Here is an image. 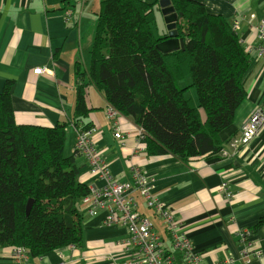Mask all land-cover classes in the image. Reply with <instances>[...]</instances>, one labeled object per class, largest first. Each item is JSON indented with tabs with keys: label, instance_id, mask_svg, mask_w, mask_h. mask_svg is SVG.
Listing matches in <instances>:
<instances>
[{
	"label": "crops",
	"instance_id": "0c3cea01",
	"mask_svg": "<svg viewBox=\"0 0 264 264\" xmlns=\"http://www.w3.org/2000/svg\"><path fill=\"white\" fill-rule=\"evenodd\" d=\"M101 1L0 0V91L6 81L13 82L11 102L17 124L52 126L73 119L74 64L79 62L85 69L89 66ZM193 1L230 22L239 19V36L251 56L244 81L246 98L232 123L219 134L221 151L187 163L169 155H145V150H139L141 141L130 118L121 127L122 138H113L106 115L108 105L93 86H89L87 97L92 110L84 121L101 128L96 148L118 181H133L134 169L154 178L152 194L167 206L175 225L173 232L184 234L202 263L216 264L232 256L233 264H264V221L250 231L264 216V125L247 145L235 143L242 125L264 101V56L256 57L255 46V26L264 17V0ZM156 12L162 16L158 9ZM39 67L49 70L34 74ZM74 141L75 128L70 124L65 155L72 154ZM75 162L79 182L90 188L101 186L89 174L84 156H76ZM223 182L232 193L229 201L219 191ZM138 201L139 211L151 217L161 244L170 249L174 235L169 234L165 219L145 208L141 197ZM78 208L83 215L80 245H68L40 257L28 256L25 261L17 260L9 247L2 248L0 264H117L107 256L119 253L116 243L124 240L125 229L119 224L106 225L103 212L88 216L81 201ZM244 230L249 231L245 237L241 235ZM256 251L261 252L259 258L254 256ZM182 254L173 250L175 264H184Z\"/></svg>",
	"mask_w": 264,
	"mask_h": 264
},
{
	"label": "trees",
	"instance_id": "16d2710c",
	"mask_svg": "<svg viewBox=\"0 0 264 264\" xmlns=\"http://www.w3.org/2000/svg\"><path fill=\"white\" fill-rule=\"evenodd\" d=\"M158 1L100 2L89 66L74 64L77 83L70 122L17 124L11 102L13 82L4 83L0 249L21 248L27 256L40 257L81 244L83 215L78 203L90 189L78 181L75 156L65 155L64 142L70 124L79 130L93 126L84 121L92 110L89 86L102 94L109 107L144 130L147 156L169 155L187 163L221 151L219 134L246 98L250 53L230 21L193 0H168L177 15L175 30L182 45L160 51L157 44L166 36H156L152 29ZM263 221L264 216L250 231Z\"/></svg>",
	"mask_w": 264,
	"mask_h": 264
},
{
	"label": "built area",
	"instance_id": "2783aa9c",
	"mask_svg": "<svg viewBox=\"0 0 264 264\" xmlns=\"http://www.w3.org/2000/svg\"><path fill=\"white\" fill-rule=\"evenodd\" d=\"M232 29L239 33L240 20L234 19L230 23ZM256 29V57L264 56V17L255 26ZM242 41V40H241ZM243 44V42H242ZM254 44V43H253ZM250 53V51H247ZM48 67H39L33 70L34 74L47 72ZM107 119L111 122V132L114 139L122 138V125L127 118L120 115L111 107L106 110ZM134 125L136 138L141 141L139 150H145V132ZM264 125V101L249 116L242 125L240 136L235 142L239 145H247L256 135L257 131ZM75 128V141L72 149L73 156H84L86 159L89 174L94 179L101 182V186L89 187V193L81 199L86 204L87 215L95 216L101 212L104 215L106 225H121L125 229L124 240L117 241L120 247L117 255H108L109 261H118L117 264H175L172 252L180 250L183 252L182 262L184 264H205L199 256L192 250L188 239L184 234L173 232L174 221L167 208L157 196L152 194L154 188V178L134 169L133 181H118L109 171L107 163L102 158L96 148V140L101 135L99 126L93 125L87 129L79 130ZM219 191L223 193L227 201L232 197V193L227 190L226 183L223 182ZM144 201V206L152 210L153 214L162 216L165 219L169 234L173 236L171 248H166L161 244L159 235L153 230L151 217H147L139 211L138 198ZM248 230H244L241 235L245 237ZM8 248V247H6ZM11 254L19 261H25L28 253L21 248L9 247ZM256 258L261 256L260 251L254 253ZM245 262L249 260L244 255ZM234 258L229 256L226 260L216 264H233Z\"/></svg>",
	"mask_w": 264,
	"mask_h": 264
},
{
	"label": "water",
	"instance_id": "95a60500",
	"mask_svg": "<svg viewBox=\"0 0 264 264\" xmlns=\"http://www.w3.org/2000/svg\"><path fill=\"white\" fill-rule=\"evenodd\" d=\"M156 9L160 11L167 31L166 34H163L166 36V38L157 44V48L162 52H169L174 49H177L182 44H181V39L177 37V33L175 30L177 15L173 11V7L169 5L168 0H159L157 2ZM31 202L32 200H30L27 204L26 214L29 213Z\"/></svg>",
	"mask_w": 264,
	"mask_h": 264
},
{
	"label": "rangeland",
	"instance_id": "374dc122",
	"mask_svg": "<svg viewBox=\"0 0 264 264\" xmlns=\"http://www.w3.org/2000/svg\"><path fill=\"white\" fill-rule=\"evenodd\" d=\"M158 13L155 10L156 20H155V24L153 25L152 29H153V33L156 36H162L163 34H166L167 31H166V27H165V23H164L163 17L160 16V14H158ZM189 81L190 80H187L186 82H189ZM184 84H185V82L183 81V82H181L180 86H183ZM191 94H192L193 98L196 99L194 89H191Z\"/></svg>",
	"mask_w": 264,
	"mask_h": 264
}]
</instances>
